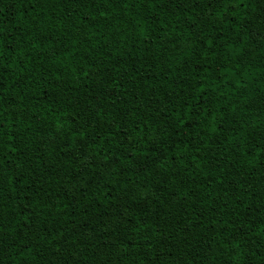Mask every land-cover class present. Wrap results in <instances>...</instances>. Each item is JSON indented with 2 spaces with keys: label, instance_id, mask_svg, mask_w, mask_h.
I'll use <instances>...</instances> for the list:
<instances>
[{
  "label": "trees",
  "instance_id": "16d2710c",
  "mask_svg": "<svg viewBox=\"0 0 264 264\" xmlns=\"http://www.w3.org/2000/svg\"><path fill=\"white\" fill-rule=\"evenodd\" d=\"M0 43V264H264V0H0Z\"/></svg>",
  "mask_w": 264,
  "mask_h": 264
},
{
  "label": "snow or ice",
  "instance_id": "6c2138e0",
  "mask_svg": "<svg viewBox=\"0 0 264 264\" xmlns=\"http://www.w3.org/2000/svg\"><path fill=\"white\" fill-rule=\"evenodd\" d=\"M125 6H128L127 4ZM209 47H211V45H209ZM4 56V52H3V47H2V43H0V60H2ZM8 67L7 64H3V63H0V77H2V74H3V69ZM3 87V84L2 82H0V88ZM3 97L0 96V100H2ZM108 123H111V121H109ZM137 132L141 131V129L138 127L137 129ZM121 128L117 127L116 128V132H121ZM97 135H99V133H97ZM113 135H115V133H113ZM104 138H107L106 136ZM80 140H83L84 137H79ZM90 139L94 140L95 137H90ZM144 137L142 136L141 137V140H143ZM151 139L155 140V137H151ZM254 147H257L259 149H261V151H264V144H256V145H253ZM81 150L83 151L84 150V147L82 146ZM137 151L143 153L145 156H147V159L146 160H143L141 162L142 166H141V171H148V172H151L154 170V166L155 165H158L160 164V160L163 158V153H162V150L161 148L154 144L151 149L149 151H145L144 149H138ZM160 152L161 155L160 156H157L156 153ZM259 155V153H258ZM261 159H264V156H260ZM117 162H119V160H117ZM82 163V162H81ZM161 167H163V165H161ZM95 170V169H93ZM75 172L77 175L79 176H84L85 175V172L80 168V167H76L75 168ZM75 178V177H74ZM185 195L187 196V193H185ZM193 195H195V193H193ZM28 207H31V205L29 204ZM261 223L264 224V218L261 219ZM5 231V229L3 228L2 225H0V232H3ZM62 234V233H61ZM257 235H260V233H256ZM235 238V237H234ZM73 244H75V241H72ZM237 247L239 245H236ZM56 251H59V248L56 249ZM170 251V250H169ZM257 253H253V255H256ZM264 258V257H262Z\"/></svg>",
  "mask_w": 264,
  "mask_h": 264
}]
</instances>
